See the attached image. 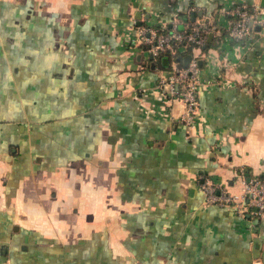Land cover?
Masks as SVG:
<instances>
[{
    "label": "crops",
    "instance_id": "crops-1",
    "mask_svg": "<svg viewBox=\"0 0 264 264\" xmlns=\"http://www.w3.org/2000/svg\"><path fill=\"white\" fill-rule=\"evenodd\" d=\"M261 3L0 0V264H264V218L202 191L264 177V29L227 39V11ZM175 14L205 21L220 81L191 126L137 39Z\"/></svg>",
    "mask_w": 264,
    "mask_h": 264
},
{
    "label": "built area",
    "instance_id": "built-area-1",
    "mask_svg": "<svg viewBox=\"0 0 264 264\" xmlns=\"http://www.w3.org/2000/svg\"><path fill=\"white\" fill-rule=\"evenodd\" d=\"M196 9L190 8L188 14ZM230 26L227 28V39L234 45L249 43L257 29H264V7L237 4L227 11ZM181 27V28H179ZM208 26L202 19L185 21L175 14L171 26L160 30L154 26L138 27L137 39L146 46V53L155 63L160 56L167 59V78H160L156 90L163 95V102L178 100L184 110L180 123L191 126L199 106V94L204 88L217 87L220 84L215 75L216 65L203 68L199 65L200 54L205 48ZM189 55L187 65L183 58ZM159 70V69H158ZM242 193L233 196L220 189L211 179L205 177L202 191L208 204L228 206L235 209L241 218H264V181L257 177L241 175Z\"/></svg>",
    "mask_w": 264,
    "mask_h": 264
},
{
    "label": "trees",
    "instance_id": "trees-1",
    "mask_svg": "<svg viewBox=\"0 0 264 264\" xmlns=\"http://www.w3.org/2000/svg\"><path fill=\"white\" fill-rule=\"evenodd\" d=\"M207 46H208V44L206 43L205 44V47H207ZM162 59H163V57H161V56L158 59H156V61H155V69H159V70H165V69H167V65H163ZM259 178L262 181H264V177L263 176H261Z\"/></svg>",
    "mask_w": 264,
    "mask_h": 264
},
{
    "label": "water",
    "instance_id": "water-1",
    "mask_svg": "<svg viewBox=\"0 0 264 264\" xmlns=\"http://www.w3.org/2000/svg\"><path fill=\"white\" fill-rule=\"evenodd\" d=\"M260 6H261V7H264V0H262V3H261ZM150 58H152V57L150 56ZM189 60H190V56H189V55H186V56L183 58V64H184V65H187L188 62H189ZM162 63H163V65H166V64H167V59H166V58H163V59H162ZM199 65H200V62H199Z\"/></svg>",
    "mask_w": 264,
    "mask_h": 264
}]
</instances>
